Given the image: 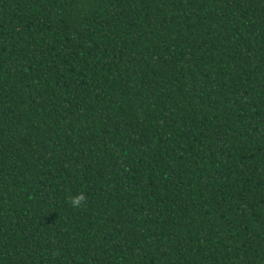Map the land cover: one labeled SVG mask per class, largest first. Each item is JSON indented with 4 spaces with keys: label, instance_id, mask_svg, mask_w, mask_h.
<instances>
[{
    "label": "trees",
    "instance_id": "16d2710c",
    "mask_svg": "<svg viewBox=\"0 0 264 264\" xmlns=\"http://www.w3.org/2000/svg\"><path fill=\"white\" fill-rule=\"evenodd\" d=\"M0 264H264V0H0Z\"/></svg>",
    "mask_w": 264,
    "mask_h": 264
},
{
    "label": "clouds",
    "instance_id": "9594fccd",
    "mask_svg": "<svg viewBox=\"0 0 264 264\" xmlns=\"http://www.w3.org/2000/svg\"><path fill=\"white\" fill-rule=\"evenodd\" d=\"M85 200V197L83 195H78L71 199L70 203L73 207H77L81 204L82 201Z\"/></svg>",
    "mask_w": 264,
    "mask_h": 264
}]
</instances>
